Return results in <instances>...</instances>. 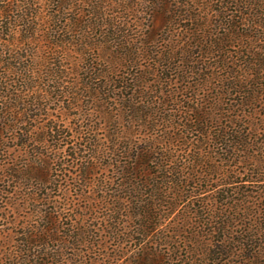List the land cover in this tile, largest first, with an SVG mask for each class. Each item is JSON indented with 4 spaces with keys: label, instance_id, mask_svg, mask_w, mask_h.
Returning <instances> with one entry per match:
<instances>
[{
    "label": "trees",
    "instance_id": "obj_1",
    "mask_svg": "<svg viewBox=\"0 0 264 264\" xmlns=\"http://www.w3.org/2000/svg\"><path fill=\"white\" fill-rule=\"evenodd\" d=\"M7 217L0 264H264V0H0Z\"/></svg>",
    "mask_w": 264,
    "mask_h": 264
},
{
    "label": "rangeland",
    "instance_id": "obj_2",
    "mask_svg": "<svg viewBox=\"0 0 264 264\" xmlns=\"http://www.w3.org/2000/svg\"><path fill=\"white\" fill-rule=\"evenodd\" d=\"M153 28L155 29V30H159V29H161L162 28V25H163V21H162V18L161 17H156L154 20H153ZM9 219H11L10 217L8 218H6L5 219V222L4 223H2V222H0V238H2V237H10L11 236V228L13 227L12 226V220L10 221ZM1 223L3 224V225H1ZM14 228V227H13ZM100 243H101V245L98 247L99 248V252L98 253H100V262H101V260H103V259H106V255H105V253H106V250H103V247H104V245L106 244V243H103V242H101L100 241ZM97 247V246H96ZM92 251H94V248H93V250ZM93 253V252H92ZM94 254L95 253H93V254H91V252L89 253V255H90V257H92L93 258V256H94ZM129 259H131V258H129V257H124V258H122L120 261H118L117 262V264H121L120 262H124L125 261V263H123V264H126L127 263V260H129ZM115 264V263H114Z\"/></svg>",
    "mask_w": 264,
    "mask_h": 264
}]
</instances>
